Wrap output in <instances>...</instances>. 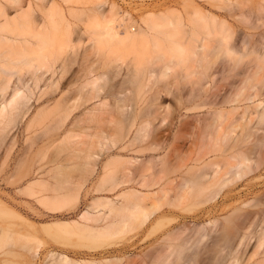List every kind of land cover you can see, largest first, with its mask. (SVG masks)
Returning a JSON list of instances; mask_svg holds the SVG:
<instances>
[{"label": "rangeland", "instance_id": "374dc122", "mask_svg": "<svg viewBox=\"0 0 264 264\" xmlns=\"http://www.w3.org/2000/svg\"><path fill=\"white\" fill-rule=\"evenodd\" d=\"M25 1L27 0L17 3L8 0L4 4L8 13L13 16L18 4ZM95 1H73L75 11L68 18L72 28L61 24L53 38L57 42L49 43L51 46L48 48L54 49L58 54L55 55L61 70L57 88L50 89L46 96H51L57 102L56 107L40 110L43 100L37 102L34 96L30 102V112L26 115L18 113L15 124L10 125L5 133L0 132V206L15 214V217H9L3 223L14 226L17 236L31 234L41 242L37 257L20 243L8 246V250H13L15 255L5 257L0 254V264H8V261L11 264H52L53 260H58L59 254L69 256L74 262L118 258L121 264H137L142 253L150 251L154 246L161 248L163 243L166 244L161 232L143 240L139 235L140 231L132 230L119 236L107 237L102 242L98 241L102 247L89 249L83 245L92 239L82 240L74 236L59 241L47 232V228L58 230L60 224L63 230H74L75 221L102 228L107 225L108 220L88 222L80 218L81 214H95L96 208L104 211L105 206L101 208V204L105 205L107 199L120 204L122 200L118 196L129 189L149 196L147 204L156 202L163 196L158 187L153 185L158 179L159 169H171L178 155L181 158L195 155L202 143L210 141L213 132L208 128L211 113L221 109L220 103L239 87L245 78L243 72L248 62L251 63L260 53L264 56V0H223L225 3L222 0H106L103 10L108 11V7L115 5L119 14L115 28L122 36L127 32H138L140 27L145 28L142 18L151 12L158 14L176 10L184 18L185 31H190L194 26L191 21L197 19L196 10L209 22L217 18L214 22L225 23L230 28L231 45L239 53H255L244 57L233 70L230 69L228 58L213 48L218 45L216 40L207 43L209 48H195V54L192 53L195 50L190 49L189 52L185 47L188 46V36L185 39L182 37L183 40L179 37L175 39L179 41L177 44L171 42L172 46H177L176 50L169 47L170 41L166 40L167 43L163 39L162 42L151 41L124 47L111 43L108 38L98 36L103 27L100 25L102 28L99 30L100 26H96L98 23L92 12ZM68 31L73 34L72 52L68 49ZM202 37L203 35L197 42L198 46L202 44ZM241 46L246 47L249 52L244 51L243 47L240 49ZM88 67L97 76L102 77L103 74L95 88L96 83L93 87L90 85L92 89H87L84 85L95 77L94 73L88 74ZM80 86L86 88L87 93L84 94L85 91ZM71 87L74 96L80 90L84 96L80 97L79 94L80 99L76 96L70 100ZM90 89L93 90L92 93ZM248 106H253V102L227 104L223 108L229 110L236 107L233 117L244 124L242 115ZM230 122L231 120L226 125ZM248 124L258 125L254 114L248 118ZM73 132L81 134L84 139L75 137L80 139L75 140L77 144L70 148L68 139ZM100 133L108 138L103 140L101 136L99 139ZM86 141L89 142L85 144ZM90 142H93L95 148L91 146L90 149ZM96 143L101 145L97 146ZM92 153H96V158L91 157ZM115 157L120 158L119 162L122 158L126 160L122 159L123 162H116V165L112 163L115 162L113 159L117 160ZM111 163L119 170L111 167ZM107 165L110 166L109 169ZM144 169L148 171L141 176ZM108 170H116L117 175L113 171L111 173L115 177L108 175ZM180 179L177 177V180H173L169 198H173L179 191L177 181ZM68 196H74L75 201ZM45 197L49 200L45 201ZM64 197H68L65 199L68 205L63 203ZM52 205L59 207L58 210ZM185 209L165 205L161 213L152 217V221H157L165 214L175 219L173 224L180 228L175 231V236H180L181 239L190 237L192 230L198 229L210 234L204 244L218 240L220 233L214 232V220L221 224L234 211L248 213L264 210V168L231 184L216 200L200 204L192 211ZM258 218L263 219L264 216L259 215ZM115 219L113 221H117ZM65 222L71 226L67 227ZM148 233L149 230L146 236ZM158 236L160 237L157 238ZM36 245V240L29 243V247Z\"/></svg>", "mask_w": 264, "mask_h": 264}, {"label": "bare ground", "instance_id": "6f19581e", "mask_svg": "<svg viewBox=\"0 0 264 264\" xmlns=\"http://www.w3.org/2000/svg\"><path fill=\"white\" fill-rule=\"evenodd\" d=\"M4 1L8 0H0L1 133H5L10 125L15 124V118H17L15 116L18 113L26 115L30 112L32 109V103L30 102L34 96L36 97L37 102L43 100V105L40 110H49L56 107L57 102L54 101L51 96L49 98H46V96L49 94L50 89H53L59 84L58 78L61 70L60 66L57 64L58 54H56L54 49H49L48 46H51V44H49L50 42H55L53 38H55L58 30H60L61 24L64 23L67 27L72 28L70 19L68 18L73 16L75 11L73 5V1L75 0H60V2L56 0H40V3H37L34 0H27L23 4H18L15 15L11 16L6 10ZM14 1L18 3L21 0ZM225 2L222 0V3ZM106 4V0H96L92 9V12L95 13L94 18L98 23L96 26L101 25L103 27L102 33H99L100 35L98 36L108 38L111 43L114 42L118 46H136V44H147L151 41L162 42L163 40L170 41L171 45L172 43H179L178 40H175L178 37L180 40H183V38L185 39V37L188 36V40L186 41L188 42V46H185L186 44L184 46L189 50H195L192 52L195 54V52H197L195 48L201 47L202 49H205L210 40H216L218 45L217 47L216 45L215 47L213 46V48L218 49L223 56L228 58L231 63V70L237 67L243 61L244 57L247 58L253 53L250 52L246 54L249 51L243 46H241L240 49L244 48L243 50L247 51L245 53L246 55L239 53V51L231 45L232 34L230 28H228L225 23L217 24L214 22L217 20L216 17V20L212 22L207 21V18L205 19L200 14L199 10L195 11L197 19L191 21V24L194 26L190 31H185V24L183 25L184 18L179 12L176 10H168L158 14L151 12L143 16L142 22L145 28L140 27L138 32H127L125 36H122L115 28V23L119 19L116 7L115 5H111L108 7V11L103 10V7ZM101 26L99 27V30H101ZM72 35L71 31H68V49L71 52L74 49ZM201 35H203L202 44L198 46L197 42L201 39ZM180 45L182 46V43ZM174 46L171 45L169 47L173 48ZM54 47L55 46L53 45V48ZM175 48L177 49V46L174 47V49ZM184 49L187 51L186 48ZM191 50L189 52H191ZM206 56H204L205 59ZM204 61L206 62V60ZM221 66H223V64ZM231 70L229 73H231ZM88 71L90 72L88 73L89 75L95 72H92L90 67H88ZM194 71L196 70L194 69ZM95 74L96 73L93 75ZM243 75L245 78L242 80L239 87L236 90L231 91L227 99L220 103L221 109L211 113L208 128L213 130V132L209 138L210 141L202 143L196 150L197 153H195V155H188L182 158L178 155L180 159L178 160V157L177 159L175 158L176 162L171 169L167 171L165 169L163 170V168L159 169L157 174L158 179L154 181L153 185L158 187L159 192H162L163 196L159 197L156 202L147 204L149 196L138 190L129 189L118 196V199L120 198L122 200L120 204H115L113 200L107 199L105 205L101 204V208L102 206H105L104 211L97 210L96 208L95 214H91L90 212H84L81 216L78 214L82 220L84 219L88 222L91 221L98 223L108 220L109 222L106 226L98 228L97 226L73 221L76 227L74 230H63L62 225L60 226L59 224L58 230L47 228V232L59 241L64 240L67 237L70 239L74 236L82 240L86 239L90 241L92 239L91 242L83 245L89 249L102 247V244H98V241L102 242L107 237L115 235L119 236L127 232L129 233V231L132 230L140 231L139 235L142 236L143 240L145 237H150L158 233L160 234L161 232V236H165L164 242L166 244L163 243L161 248L160 246L159 248L154 246L150 251L142 253L137 264H264V218H258L259 215L264 216V210L248 213L234 211L233 214L225 218L221 224L218 220H214L213 228H216L214 232H219L220 237L218 240H214L209 244H204L205 239L210 236L207 231L194 229L192 230L191 236L184 239H181L180 236H175V231L177 229L180 230V228L173 224L175 221L174 218H170L165 214L160 216L157 221H152V217L157 213H161L165 205L182 209L186 208L185 210L192 211L200 204L216 200L223 190L231 184H234L245 176H249L250 174L264 168V56L262 53L257 55L251 63L248 62ZM27 76L28 78H26ZM86 76L85 78H87ZM90 77H92V75ZM102 77L95 75L91 80L85 82V87L87 89H92L96 83L94 86L95 88L97 83H99L98 81H101ZM90 85H92V87H90ZM73 87H71L70 100H73V97H76L79 94L80 97H82V90L85 91L84 94L87 93V90H85L86 88L83 87L80 88L82 89L80 90L81 92L74 96ZM91 89L90 91L92 93L93 90ZM80 97L78 99H80ZM206 100L208 99L206 98ZM241 102H253V106L246 107V110L242 115V120H245L244 124L240 123L235 117H233L237 110L236 107L229 110L223 108L227 104L232 105L233 103ZM102 104L104 106V102ZM252 114L258 119L257 126H249L248 124V118ZM229 120H231V122L226 125ZM147 126L146 123V127ZM102 133L98 136L99 139L102 136ZM77 134L78 133L75 134L74 132L73 135L70 134L71 136L68 139L70 148L75 146V144H77L76 141H79V139L83 137L81 134ZM91 136L93 137L94 135L91 134ZM75 137L80 138L75 139ZM87 137L91 138L90 134ZM102 137L101 139L105 140L107 135L106 137L105 135L103 138ZM83 139L84 137L82 140ZM89 141L83 143L87 144ZM105 142L103 143L105 144ZM92 144L89 146L90 149L91 146L95 148V146H93L94 144ZM79 145H81V143ZM100 145L101 144L97 146ZM91 157L96 158V153H92ZM119 159H113L112 161L115 162H111L113 164L116 162L118 163ZM124 160L126 159H123V161ZM112 163L111 167H114ZM107 166V169H109L110 166ZM155 166L156 165H154V167ZM116 170H119V168L117 169L116 167ZM116 170H108V175L112 174L111 171H113V174L115 175ZM148 170H140L142 172L141 176H144L145 171ZM172 177H175L173 180H177V177L181 179L177 181L179 191L173 198H169V192L171 191L170 187L173 183V180L171 179ZM107 178L109 179V176H107ZM38 183L40 184V182ZM154 195L151 196L154 197ZM68 197H64L62 200L68 199ZM71 197L70 199L73 201V198L75 197ZM70 199L69 202L72 203ZM44 200L46 201L49 199L45 197ZM59 200L61 201V198ZM63 203H67L68 205L66 200L65 202L63 201ZM53 208L55 207L53 206ZM58 208L59 207H56L55 209L58 210ZM166 212H169V210H166ZM9 217H15V214L9 209L0 206V254L5 257L13 255V250H8V246L20 243L24 249L27 248L29 252H32L33 256L37 257L39 255L41 242L31 234H21L17 236L14 226L11 224L5 225L3 223V221ZM115 218L117 221H113ZM69 225L70 224L67 223V227H69ZM63 227L65 228L66 225ZM148 230L149 233L146 236ZM159 237L160 236L157 238ZM35 240L37 245L35 247H29V243ZM253 241L254 243L252 244ZM57 259L58 260H53L52 264H121V260L118 258L116 260H84L74 262L69 256L59 254ZM8 264H11V262L8 261Z\"/></svg>", "mask_w": 264, "mask_h": 264}]
</instances>
